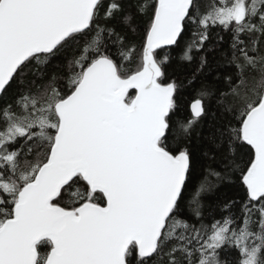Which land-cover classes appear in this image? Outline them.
<instances>
[{
	"label": "snow or ice",
	"instance_id": "1",
	"mask_svg": "<svg viewBox=\"0 0 264 264\" xmlns=\"http://www.w3.org/2000/svg\"><path fill=\"white\" fill-rule=\"evenodd\" d=\"M0 264H264V0H0Z\"/></svg>",
	"mask_w": 264,
	"mask_h": 264
}]
</instances>
